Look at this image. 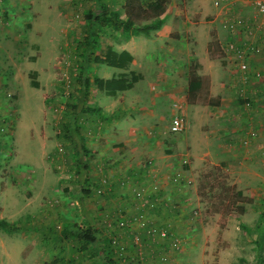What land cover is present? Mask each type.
Instances as JSON below:
<instances>
[{
  "label": "rangeland",
  "instance_id": "obj_1",
  "mask_svg": "<svg viewBox=\"0 0 264 264\" xmlns=\"http://www.w3.org/2000/svg\"><path fill=\"white\" fill-rule=\"evenodd\" d=\"M226 1L170 0L166 34L161 26L149 35L126 38L108 28L99 32L96 46L86 48L87 55H103L108 46L115 51L128 47L134 53L133 61L124 69L89 61L90 77H117L133 70L142 73L143 78L124 92L125 98L105 94L90 84L84 103L97 111H75L87 145L82 159L87 166L84 177L77 174L80 165L64 126L71 123V104L78 101V65L83 62L76 46L85 33L84 14L92 0H0V219L14 223L16 228L8 231L0 227V264H93L91 249H83L74 235L62 234L67 226L85 229L82 206L92 217L98 201L115 189L112 178L117 166L99 161L93 142L103 141L98 138L99 131L109 132L107 126L116 117V105L127 108L122 123L131 130L133 140H145L149 131L158 141L156 132H162L165 125L170 127L174 115L186 119L184 104L191 101L187 89L190 56L197 38L204 41L208 33L209 56H223L219 40L225 31L216 17ZM107 4L110 8L120 7L118 0ZM174 19L179 25L172 23ZM165 76L175 81L169 87L177 94L175 100L171 95L158 94L164 91ZM32 79L38 82L37 88L31 85ZM205 93H200L198 102ZM185 122L183 131L167 134L169 140L175 139L173 148L164 139L162 147L170 150L172 158L163 171L171 169L172 173L193 177L200 194V198L193 199V207L200 211L194 217L204 220L205 209H212L218 212L219 224L215 239L208 230L199 239L192 234L197 244L190 245L193 260L186 264H264V154L258 151V158L243 160L233 172L228 167L222 170L208 166L210 159L199 160L204 150L201 135L193 139L191 122ZM198 146L200 149L195 148ZM133 153L134 165L145 163L144 156ZM235 178L241 183L232 184L230 180ZM122 179L116 185L124 191L131 179ZM83 187L88 193L82 191ZM197 200L200 203H195ZM114 211L113 215H104L101 226L107 240L120 239L123 243L121 256L114 252L112 241L104 247L111 248L112 264H137L141 257L144 264H165L170 259L167 250L155 253L160 246H149L138 228L144 227L145 214L138 213L132 220L122 206ZM261 213L263 218L259 220ZM119 219L128 222L127 234L122 229L115 231V226L124 228ZM189 228L190 232H200L196 226ZM134 234L145 238L135 245Z\"/></svg>",
  "mask_w": 264,
  "mask_h": 264
},
{
  "label": "crops",
  "instance_id": "obj_2",
  "mask_svg": "<svg viewBox=\"0 0 264 264\" xmlns=\"http://www.w3.org/2000/svg\"><path fill=\"white\" fill-rule=\"evenodd\" d=\"M168 9L169 5L162 28H165ZM219 14V18H216L225 31V36L219 40V49L223 56L221 59L209 56L207 49V44L210 41L209 33L204 36V41H201L199 37L197 38L196 47L190 58L196 75L201 79L202 88L194 97H191L189 103L184 104L183 114L186 117L185 121L191 122L193 139L196 138V135H201L204 142V150L201 148L199 160L210 159L207 163L208 166L222 170H227L228 167L229 171L233 172V167L237 164L241 165L243 160L254 161L258 151H262L264 154V54L262 55L264 49L261 53H250L246 58V69L241 70L234 60V55L225 51V45L227 41L236 38L240 45L249 44L250 47L259 46L262 48L264 46V25L259 24L255 8L245 0H227L221 6ZM172 23H175L176 26L179 25L175 19ZM250 29L252 34H250ZM168 30L165 28V34ZM137 36L140 35L131 37ZM127 48L121 50L129 51L134 58L132 49ZM140 74L143 78V74ZM163 79L162 90L164 91L158 92V94L171 95L170 98L175 100L177 94L169 88L175 83L174 79L166 78V76ZM203 91L206 92L204 99L198 102L199 95ZM124 92L126 90L118 91L113 95L116 97L120 94L124 97L126 95ZM113 111L116 117L107 126L110 127L109 132L105 133L104 130L98 133V138H102L104 142L101 139L93 142V148L96 150L99 161H107L117 166L112 178L115 189L104 199L98 201L92 217L87 214L86 207L82 206L85 228L92 227L98 240L97 246L100 247V251H108L107 258L112 261L109 258L111 248H103L108 246V242L110 243L115 239L109 238L107 240L105 229L101 226L104 215H113L112 212L115 208L122 206L125 214L132 220L138 213L147 216L144 227L138 228L146 236L149 246H160V249L156 250L155 253L163 252V250L168 251L170 259L165 264L190 263L193 260V257L190 256V253L192 254V251L189 250L190 245L197 244L193 243L192 234H195V237L198 235L199 239L200 234H204L208 230L213 232L210 233V237L213 236L212 238L215 239L219 225L218 212L205 209L204 220L196 219L200 215L198 214L200 211L193 207V199L200 198L195 187L197 181L190 175H184V173L181 175L178 172L172 173L173 170L171 169L164 173V167L169 165L168 161L172 158L170 150L162 147L165 143L164 139L166 142H171V147H174L175 143V139L169 140L167 137V134L170 133L169 127L165 125L162 132L154 130L159 135L158 141H154L155 135L151 136L149 131L145 140H133L131 130L125 128L122 123L123 118L128 113L126 106L116 105ZM251 129L255 131L254 137H248V132ZM161 139L163 142H160ZM245 140L247 143H244ZM195 148L200 149L199 146ZM134 151L144 156L145 163L137 162L134 165L132 161ZM124 173L128 175H121ZM125 176L127 179H131L130 185H126L123 187L124 191H121L117 189L116 181L118 182ZM83 182L85 181L83 180ZM110 182L112 181L110 180ZM230 182L232 184L241 183V179L235 178ZM138 186L143 188H136ZM83 189H85V191L82 190L83 192L88 193L87 188L83 187ZM195 203L200 202L197 200ZM196 214L198 215L194 217ZM192 217H194L192 220L194 222L191 221ZM190 225L193 228L196 226V230H200V232H190ZM114 228L118 232H120L118 229H122V232L127 234L128 226L124 228L115 226ZM159 229L164 230L166 236L161 241L151 242L149 240L150 234ZM175 237L181 239V242L177 244L178 246L172 244ZM121 241L120 239L117 240L119 243H122ZM169 246L171 247L169 248ZM145 250L149 251V248L145 247ZM153 253L154 251H151V254Z\"/></svg>",
  "mask_w": 264,
  "mask_h": 264
},
{
  "label": "trees",
  "instance_id": "obj_3",
  "mask_svg": "<svg viewBox=\"0 0 264 264\" xmlns=\"http://www.w3.org/2000/svg\"><path fill=\"white\" fill-rule=\"evenodd\" d=\"M107 1L109 0H92L90 7L85 12L86 19L85 33L83 37L77 41L76 52L79 53V57L82 60L83 65H78L77 82L79 85L78 101L72 103L73 107L72 121L66 124L64 128L66 137L70 143L74 144L75 154L79 168L77 174L85 177V170L87 166L83 163V152L86 150L83 137L80 134V125L75 120L76 112L85 113L87 111H97L92 108L86 107L84 101L88 94L87 90L90 84H94L96 88L105 94L113 95L118 91H124L131 89L136 82L142 79L140 73L130 71L129 73H122L119 76H113L111 78L102 77H90L89 76V61L96 63H104L107 66L114 68H125L132 62L133 57L127 50L115 51L111 46H108L103 55L98 54H86L85 50L88 47L96 46L97 38L100 37L99 32L103 29H110L120 35L128 38L134 35L144 34L149 35L151 31L158 30L164 23L165 13L168 8L170 0H118L119 8H110ZM90 37H93L89 40ZM78 55V54H77ZM92 80V81H91ZM33 87H38V82L34 79L31 80ZM202 88V82L198 75L195 73L193 64L189 67L188 75V95L189 98L194 97ZM76 111V112H75ZM82 178L84 181L86 178ZM82 180V181H83ZM83 191L85 189L82 188ZM239 194V191L237 192ZM243 210L242 208H240ZM263 218V213L260 214L259 220ZM260 222V221H259ZM240 225L244 228L245 223L240 221ZM260 223H258L259 227ZM0 227L8 231L15 230L14 223H9L4 219H0ZM74 235L81 242V247L91 249L93 258V264H112L108 256V251H100V247L97 245V237L92 229L88 226L85 229L64 227L62 230L63 235ZM259 248L260 245H257ZM104 249V248H103ZM103 253V256H101ZM103 258V259H102Z\"/></svg>",
  "mask_w": 264,
  "mask_h": 264
},
{
  "label": "built area",
  "instance_id": "obj_4",
  "mask_svg": "<svg viewBox=\"0 0 264 264\" xmlns=\"http://www.w3.org/2000/svg\"><path fill=\"white\" fill-rule=\"evenodd\" d=\"M247 1L251 6H253L256 10V16L258 17V21L260 25H264V0H245ZM233 27L235 26L234 24H230ZM229 26V24H228ZM231 29V28H230ZM237 34V33H236ZM250 34H252V30L250 29ZM251 45H240L238 44L237 39L235 38L234 40H229L227 41L226 45H225V51L226 52H230L234 55V60L235 62L239 65V68L241 70H245L246 69V58L250 53H261L262 49L259 46H255V47H250ZM246 104L248 102H245ZM185 128V119L183 117V115H174L171 118V122H170V127H169V131L171 133H177L180 131H183ZM254 137L255 136V131L254 130H249L248 132V137ZM244 143H247V140L244 141ZM184 162H186L184 160ZM119 225L120 226H124L127 227L129 226L128 222L126 221H121V219H119ZM166 236V232L162 229L159 230L158 233H151L150 234V238L149 240L151 242H156L159 239H164V237ZM144 239V237L142 238L140 236V234H134L133 235V243L135 245H137L138 243H140L142 240ZM172 244L177 245L179 242H181L180 237H175L172 240ZM178 246V245H177ZM112 247L114 252H116L119 256H121L124 253V247L121 243H118L117 241L113 240L112 241ZM141 253V252H140ZM150 254V252H148V255ZM148 255L146 256V258H148ZM144 257H141V259H138L137 264H144L143 262Z\"/></svg>",
  "mask_w": 264,
  "mask_h": 264
}]
</instances>
